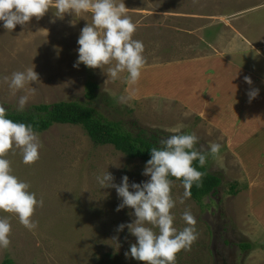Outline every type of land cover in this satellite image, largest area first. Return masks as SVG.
<instances>
[{
    "label": "rangeland",
    "instance_id": "1",
    "mask_svg": "<svg viewBox=\"0 0 264 264\" xmlns=\"http://www.w3.org/2000/svg\"><path fill=\"white\" fill-rule=\"evenodd\" d=\"M124 3L137 25L133 39L145 46L147 64L138 81L127 82L126 72L116 80L107 78L110 65L103 71L83 64L74 67L78 37L92 23V14H65L60 19L55 8H50L42 18L33 17L13 31L0 21V77L10 78L33 66L39 76L15 94L0 79V104L17 110L23 95L29 96L25 110L58 102H85L86 83L92 82L97 85L92 106L111 121H121L129 132L144 130L164 139L180 128L197 135V148L220 143V153L209 154L208 172L222 182L214 196L207 195L200 204L191 198L180 203L185 190L183 184L173 182L174 226L180 231L188 227L183 214L189 210L197 234L190 248L176 254L174 264H214L216 260L264 264V0ZM241 36L248 40L249 49L223 57L231 61L216 58L190 63L189 70L195 66L193 73L200 74L191 76L189 72L179 80L172 78L179 76L176 70L164 74L161 69L158 78L151 77V65L171 63L176 67L181 61L217 51L222 42L242 49L232 41ZM226 62H230L227 71L220 68ZM211 63L213 73L202 72ZM234 65L246 76L231 74ZM247 76L251 85L245 82ZM253 89L259 95L250 101L248 93ZM153 90L159 92V98L144 100L143 94ZM38 134L43 144L38 161L24 164L21 150L15 147L4 157L10 160L13 174L27 182L44 203L35 210L33 220L38 227L34 231L20 224L15 214L0 211V218L8 217L12 226L11 245L0 249V264L5 260L13 264H141L125 255L136 238L127 227L117 232L119 225L133 222L135 217L129 213L134 210L117 212L121 200L115 189H101L96 178L108 170L116 184L125 175L130 183H141L148 179L142 175L146 164L130 160L111 145L94 144L81 126L54 124ZM231 184H237L235 196L228 194ZM223 242L227 247L236 246V254ZM245 243L251 245L250 250H242ZM220 248H225L222 256L212 255Z\"/></svg>",
    "mask_w": 264,
    "mask_h": 264
},
{
    "label": "clouds",
    "instance_id": "2",
    "mask_svg": "<svg viewBox=\"0 0 264 264\" xmlns=\"http://www.w3.org/2000/svg\"><path fill=\"white\" fill-rule=\"evenodd\" d=\"M50 8H55V16L60 19L65 14H92V23H87L78 37V59L74 67L83 64L89 69L103 71L105 66L110 65L107 78L116 80L126 72L127 82L134 84L138 81L147 64L145 46L142 41L133 39L137 25L128 15L124 0H0V21L6 30L13 31L17 25L24 26L33 17L42 18ZM0 79L15 94L39 80V76L33 66L14 72L10 78L4 76ZM245 82L252 84L248 77H245ZM258 95V89L251 90L249 100H254ZM125 99L120 97L121 102ZM28 101V95L21 96L17 111H24ZM172 132L176 134L162 139L159 147L150 149L151 158L142 173L148 177L146 181L130 183L125 175L116 184L115 177L108 170L96 178L101 189H115L121 200L117 212L124 208L134 210L129 213L135 217L133 222L119 225L117 232L127 227L136 238L125 255L141 264H174L176 254L190 248L197 239L196 220L189 210L183 214L188 227L180 231L174 226L175 217L171 210L176 207V200L171 194L173 180L170 177L182 181L185 191L180 203H183L184 199L191 198L194 184L201 186L204 175L193 166V162L198 161L199 166L203 167L207 155H218L222 147L214 142L207 147L197 148L199 138L195 133H184L180 128ZM14 147L21 150L23 163L31 165L39 160L43 144L32 125L14 122L9 118V110L0 104V211L15 214L20 224L34 231L38 227V222L33 220L35 210L42 207L44 202L30 191L27 182L13 174L10 160L4 158ZM154 229H158V232ZM11 232L10 219L0 218V249L10 247Z\"/></svg>",
    "mask_w": 264,
    "mask_h": 264
},
{
    "label": "trees",
    "instance_id": "3",
    "mask_svg": "<svg viewBox=\"0 0 264 264\" xmlns=\"http://www.w3.org/2000/svg\"><path fill=\"white\" fill-rule=\"evenodd\" d=\"M97 85L92 82H87L85 86V102H58L50 105H36L24 111L9 110V118L14 122H21L32 125L37 133L48 130L54 124H69L81 126L91 141L96 145H111L114 149L124 154L130 160L137 159L142 163L151 158L150 149L153 146L159 147L163 137L151 132L145 134V131L137 133L129 132L124 128L121 121H111L102 113L97 111L92 106V101L95 99V90ZM135 126V125H134ZM167 139V138H164ZM210 155H207L206 164L203 167L199 166L198 161L193 162V166L197 170L204 173L201 181V186L195 184L191 188V199L197 203L207 195L214 196L217 189L221 185V178L217 175L208 172ZM170 179L182 184L181 180ZM236 185H229V195H237ZM244 251L251 249L249 243L241 244ZM3 264H13L11 260H5Z\"/></svg>",
    "mask_w": 264,
    "mask_h": 264
},
{
    "label": "crops",
    "instance_id": "4",
    "mask_svg": "<svg viewBox=\"0 0 264 264\" xmlns=\"http://www.w3.org/2000/svg\"><path fill=\"white\" fill-rule=\"evenodd\" d=\"M253 10H256V8L255 9H253ZM214 39L217 41V39H218V36L217 37H214ZM242 42H241V41ZM232 41L233 42H237L240 46H242V49H239L238 47H236L235 46V43H230V42H228V43H230L229 45L227 44V43H224V42H222V44L220 43V45H218L219 46V48L217 47V51H215V52H211V53H209V54H206V56H201V58L200 57H194V58H191V59H188V60H186V61H181V62H179V64L176 66V67H173V65L175 66V64H171V63H165V64H155L156 66H153V65H151V77H156V78H158L159 77V73H158V71L159 70H161L162 72H164V74H166L167 72H169L168 70H176L177 71V73H178V77H176V76H172V78H175V79H178L179 80V78H181V77H184L185 76V74L187 73V75L189 76V72L190 73H193V72H196V68H195V66H192V69H190L189 70V68H190V66H191V64L190 63H192V64H195V63H197V62H205V61H209V60H213V59H216V58H220V60L219 61H221V62H224V61H231V60H228L227 58H223V57H231L230 55H233V54H240V53H243V52H245V51H247V49H249V43H247L248 42V40L247 39H245V38H243L242 39V36L240 37V38H238V40H236V39H234V38H232ZM252 46V45H251ZM246 47H248V48H246ZM251 51V50H250ZM231 52V53H230ZM227 53H229V54H227ZM233 62V61H232ZM230 62H226V63H224L223 64V66H220V68L221 67H223L224 68V70L225 71H227L228 69H229V66H228V64H229ZM234 63V62H233ZM213 67V63H211V65L209 66H207V67H205L204 68V70L202 71V72H208V73H213L210 69ZM234 67H235V65H234ZM187 69V70H185V71H182V70H180V69ZM236 68V67H235ZM237 69V68H236ZM234 70L233 69V71L231 72V74H236L237 73V75H240V76H246V75H244L243 73H241V70L242 69H237V70ZM179 70V71H178ZM200 70V69H199ZM172 72V71H171ZM198 72V74H200L199 73V71H197ZM219 72H221L220 71V69H219ZM198 74H196V73H193L191 76H194V75H198ZM176 75V74H175ZM214 78H216V79H218V77L216 76V74H214V75H212ZM248 77V76H247ZM196 78V77H195ZM194 78V79H195ZM193 79V80H194ZM170 84H171V82H170ZM172 85H173V83H172ZM144 95V100H151L152 98H159L158 97V95H159V92L158 91H156V90H153V91H151V94L150 93H147V94H143ZM152 97V98H151ZM165 99H167V98H165ZM164 100V99H163ZM223 100H225V99H223ZM168 102H170V100H168ZM171 102H174V101H171ZM220 102V101H219ZM225 103V102H224ZM149 124V123H148ZM152 128H153V126H152ZM157 130H160V131H162V132H166V130L165 129H157ZM173 133V132H172ZM173 134H176V133H173ZM235 248H236V246H234ZM235 248H234V255L236 254L235 253Z\"/></svg>",
    "mask_w": 264,
    "mask_h": 264
},
{
    "label": "flooded vegetation",
    "instance_id": "5",
    "mask_svg": "<svg viewBox=\"0 0 264 264\" xmlns=\"http://www.w3.org/2000/svg\"><path fill=\"white\" fill-rule=\"evenodd\" d=\"M224 242H225V243L227 242L228 245H230V242H229V241L225 240ZM224 242H223V244H224ZM224 247H226V248L232 250V255H234V249H233L234 246H228V247H227V245L224 244ZM214 249H215V247H214ZM214 251H215V250H214ZM223 251H225V248H224L223 250H221V248H220L218 252L215 251V254H212V255H214V256H216V257H218V256L220 257V256H222V254H224V253H222ZM214 264H229V262L226 261V260H221V261L216 260Z\"/></svg>",
    "mask_w": 264,
    "mask_h": 264
}]
</instances>
